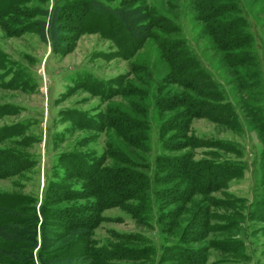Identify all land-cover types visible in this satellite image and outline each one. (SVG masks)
<instances>
[{
	"label": "trees",
	"instance_id": "trees-1",
	"mask_svg": "<svg viewBox=\"0 0 264 264\" xmlns=\"http://www.w3.org/2000/svg\"><path fill=\"white\" fill-rule=\"evenodd\" d=\"M28 1L0 0V15L18 13ZM111 1L116 0H66L64 6L75 7V13L66 15L61 10L56 15L57 19L71 18L78 33L94 31L111 40L117 49L113 56L130 62L125 74L111 79L83 74L84 65L79 67L80 84L107 105L93 114L68 108L59 113L78 128L103 132V151L98 156L72 149L53 156L64 167L44 168L39 202L36 196L0 192V264H123L121 260L144 258L152 247L92 245L91 230L102 210L126 205L134 210L128 202L143 197L142 193L149 195L150 184H162L163 196L177 197L170 202H191L194 193L215 191L238 176L240 170L230 159L193 158V148L240 153L238 143L231 139L193 134L194 118L223 124L239 118L247 125V118L252 117L264 130V59L260 63L256 44L261 38L250 25L242 0H159L158 6L150 0H118L115 5ZM244 1L264 4V0ZM138 11L142 13L137 23L129 16ZM182 16L189 17L197 37L205 42L204 51L211 52L214 67L222 69L220 78L233 86L232 95L184 36ZM53 22L48 37L55 42ZM53 50L66 54L70 48ZM237 109L242 113L238 115ZM153 140L158 151L153 152ZM185 148L188 151L180 155L163 153ZM60 175L77 181L64 183ZM194 208L184 219L183 231L194 225L209 226V209L197 204ZM193 233L196 237H185L183 242L198 240L202 230ZM117 239L142 237L121 234ZM177 248L174 245L181 261L197 264Z\"/></svg>",
	"mask_w": 264,
	"mask_h": 264
},
{
	"label": "rangeland",
	"instance_id": "rangeland-1",
	"mask_svg": "<svg viewBox=\"0 0 264 264\" xmlns=\"http://www.w3.org/2000/svg\"><path fill=\"white\" fill-rule=\"evenodd\" d=\"M150 1L156 3L159 0ZM65 2L30 0L18 8V13L0 15V192L36 196L37 202L42 196L44 168L51 164L64 167L53 156L72 149L99 156L104 148L103 132L97 134L94 130L78 128L74 121L59 115L65 108L93 114L107 105L99 95L80 84L79 67L84 65L83 74L89 72L111 79L125 74L130 63L120 56L114 57L117 49L113 42L98 32L78 33L71 18L57 19L56 15H61L63 10L69 11L64 12L66 15L76 11L75 7L64 6ZM117 3L118 0L110 2L111 5ZM241 3L244 10H248L250 25L261 38L256 44L262 63L264 4L251 5L244 0ZM141 13L138 11L129 17L138 23ZM51 20L54 21L50 27L55 42L48 37ZM181 22L190 45L206 65L212 66H209L211 71L218 75L225 90H231L233 86L226 85L219 76L222 69L214 67L211 52L204 51L205 42L197 37L189 17ZM53 47L70 48V51L64 54ZM115 100L121 101V98ZM236 112L242 113L239 109ZM251 119L247 118V125L239 122V118L227 124L207 118H194L191 122L193 134L231 139L240 149L235 155L221 149L193 148V158L230 159L240 170L238 176L218 185L215 191L194 193L191 202L186 203L182 199L170 202L177 197L163 196L161 190L165 186L162 184H150L149 195L142 193L143 197L128 202L133 204L134 210L127 205L102 210L99 223L91 230L92 245L110 247L116 243L152 247V252L144 258L121 260L123 264L191 263L181 261L180 252L173 249L174 245L189 256L188 260L197 264H264V206L259 205L264 202V130ZM13 140L17 143H12ZM154 147L153 152L158 151L157 144ZM186 151L187 148L163 153L180 155ZM59 180L64 183L77 181L75 178L64 179L63 175ZM178 191L183 195L181 187ZM196 204L206 211L209 209V226L194 225L183 231L184 219L189 218ZM197 229L202 230L198 240L183 242L185 237H196L193 231ZM121 234L140 235L142 240H118Z\"/></svg>",
	"mask_w": 264,
	"mask_h": 264
}]
</instances>
